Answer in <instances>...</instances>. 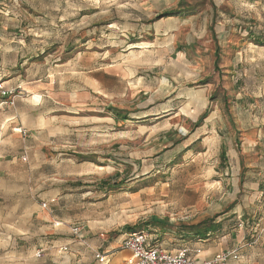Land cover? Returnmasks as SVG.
Wrapping results in <instances>:
<instances>
[{
    "label": "rangeland",
    "instance_id": "rangeland-1",
    "mask_svg": "<svg viewBox=\"0 0 264 264\" xmlns=\"http://www.w3.org/2000/svg\"><path fill=\"white\" fill-rule=\"evenodd\" d=\"M0 7L25 81L0 110V264H88L87 248L102 263L97 254L128 232L173 244L179 227L239 205L242 217L258 212L264 0ZM154 216L167 224L149 225Z\"/></svg>",
    "mask_w": 264,
    "mask_h": 264
},
{
    "label": "crops",
    "instance_id": "crops-1",
    "mask_svg": "<svg viewBox=\"0 0 264 264\" xmlns=\"http://www.w3.org/2000/svg\"><path fill=\"white\" fill-rule=\"evenodd\" d=\"M4 13V10L0 7V75L8 76V80H5L7 87L17 84L23 87L25 84L23 82L25 81L20 80L21 75H17L19 65L22 64L23 51L21 50V43L17 42L11 34H7L5 23L7 17ZM7 107L0 105V110H4ZM12 109L14 112L13 119L16 120V115L23 117V113L19 112L21 110L20 102ZM259 187L263 189L264 186L259 184ZM260 202L261 205L257 208L259 210L254 215V210H247V216L249 217H242L245 213L242 211L243 206L240 205L225 211V217L219 220L221 221L220 225L207 238H200L199 236H195L189 229L179 227L177 228L179 229L178 231L173 232L176 242L170 244V242L164 241L163 244H166L167 246L165 247L169 250L187 247L189 257L197 261L211 259L224 251L236 250L239 256L238 259L229 258L225 264H264V198ZM250 220L254 221L250 222ZM129 233L112 239L103 247L102 252L106 257L102 263L95 258L93 250L90 248L85 249L84 255L88 256V264H130L129 260L132 257V252L122 248V243ZM85 235H87L86 231L79 232L81 238H84ZM101 243L99 239L91 242L92 249H101ZM155 244L163 246L162 243ZM65 247H67V244L64 243L59 246V252L62 255L66 254Z\"/></svg>",
    "mask_w": 264,
    "mask_h": 264
},
{
    "label": "built area",
    "instance_id": "built-area-1",
    "mask_svg": "<svg viewBox=\"0 0 264 264\" xmlns=\"http://www.w3.org/2000/svg\"><path fill=\"white\" fill-rule=\"evenodd\" d=\"M15 98V90L7 87L5 81L0 77V105H14ZM18 130L22 134L27 133L25 129L19 128ZM43 207H47V204L44 203ZM149 231V229H142L130 232L123 241L122 248L132 252L130 264H225L229 258L238 259L239 257L236 250H229L215 255L211 259L197 261L189 257L187 247L169 250L162 245L155 244L152 242V234ZM74 233L80 237L79 232ZM64 249L67 250V247ZM97 257L104 262L106 256L97 254Z\"/></svg>",
    "mask_w": 264,
    "mask_h": 264
},
{
    "label": "trees",
    "instance_id": "trees-1",
    "mask_svg": "<svg viewBox=\"0 0 264 264\" xmlns=\"http://www.w3.org/2000/svg\"><path fill=\"white\" fill-rule=\"evenodd\" d=\"M258 43H260L258 41ZM115 112L116 119H123L126 120L128 119V116L124 114V111H121L119 109H114L112 108ZM208 115V111H206L200 118L199 124L202 122V120ZM104 184H107V181L105 180L103 182ZM153 224L155 226H161L164 227L167 222H164V220L159 219L158 217L154 216L151 219V222H149V225ZM220 225V222H217L216 219H207L204 220L198 224H192L185 226L184 229H189L195 236H199L200 238H207L209 237V234L214 232L218 226ZM129 229H134L135 227L127 226Z\"/></svg>",
    "mask_w": 264,
    "mask_h": 264
}]
</instances>
